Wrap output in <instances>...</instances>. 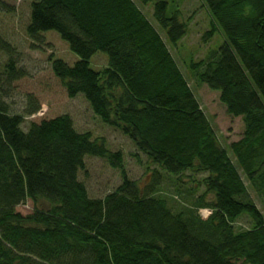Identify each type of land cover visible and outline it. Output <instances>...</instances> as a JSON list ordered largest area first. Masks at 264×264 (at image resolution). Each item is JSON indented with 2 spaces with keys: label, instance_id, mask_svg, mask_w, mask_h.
Instances as JSON below:
<instances>
[{
  "label": "trees",
  "instance_id": "16d2710c",
  "mask_svg": "<svg viewBox=\"0 0 264 264\" xmlns=\"http://www.w3.org/2000/svg\"><path fill=\"white\" fill-rule=\"evenodd\" d=\"M203 1L224 41L190 69L219 92L229 115L241 117L243 131L228 149L168 48L187 23L179 11L168 13L165 0H138L153 2L156 26L135 0L31 1L26 35L40 43L54 30L78 56L72 65L49 58L67 95L82 93L148 165L145 181L129 178L122 152L77 131L68 114L24 130L37 100L29 95L21 113L10 112L0 86V264H264V216L240 174L264 195V0ZM0 45L10 53L8 84L24 72L10 46ZM97 51L107 55L100 70L89 66ZM86 155L120 171L121 182L101 198L78 178ZM187 171L204 175L191 179V198L178 201ZM197 185L202 192L194 195ZM27 200L34 209L16 211ZM40 200L45 207L36 206ZM200 208L210 213L202 217ZM242 215L247 227L237 226Z\"/></svg>",
  "mask_w": 264,
  "mask_h": 264
},
{
  "label": "rangeland",
  "instance_id": "374dc122",
  "mask_svg": "<svg viewBox=\"0 0 264 264\" xmlns=\"http://www.w3.org/2000/svg\"><path fill=\"white\" fill-rule=\"evenodd\" d=\"M32 0H0V42H6L11 48L15 66L24 72V75L6 83L3 73L4 64L10 55L6 48L0 45V86L6 90L4 100L10 112L21 113L27 105V96H33L40 108L30 116L25 117L22 128L25 130L30 121L38 122L60 114H68L77 131H88L92 138H103L105 147L111 151L120 150L123 155L124 167L131 179L145 181L147 158L143 153H137L132 141L119 129L104 123L90 108L82 93L70 97L59 79L50 68L49 58H60L68 65H72L78 56L70 50L66 41L62 40L57 32L48 30L42 32L43 41H32L26 35V25L29 20L30 3ZM145 16L156 26L152 17L153 2L142 5L135 0ZM168 13L179 11V19L187 23L186 34L172 46L167 43L180 71L189 82L203 112L209 119L220 143L228 149V143L239 139L243 131L241 117H233L226 112L225 106L219 100V92L212 90L205 84L197 83L192 77L191 62L206 59L224 41L218 27L210 18L203 0H165ZM213 29L212 36L207 31ZM164 38V32L160 30ZM107 65V55L102 51L95 52L89 59V66L100 70ZM138 155H135V154ZM228 154L233 159L231 152ZM249 194L259 211L264 216V195H258L248 185L244 175L240 173ZM184 184L180 186L178 201L190 199L187 188L195 181L200 180L203 173L186 172ZM79 180L83 181L88 195L92 198H101L108 191L114 189L121 182L119 169L111 167L105 158L86 155L84 169L78 172ZM173 187L169 186V191ZM202 192V186H196L194 195ZM211 195H208L210 198ZM178 206L176 201L172 202ZM36 206L45 207L46 203L39 201ZM32 201L27 200L19 204L16 211L27 214L34 209ZM199 214L205 217L210 213L208 208H200ZM250 220L242 215L237 220V226L247 227Z\"/></svg>",
  "mask_w": 264,
  "mask_h": 264
},
{
  "label": "crops",
  "instance_id": "0c3cea01",
  "mask_svg": "<svg viewBox=\"0 0 264 264\" xmlns=\"http://www.w3.org/2000/svg\"><path fill=\"white\" fill-rule=\"evenodd\" d=\"M138 6H139V4H138ZM141 8V7H140ZM142 10V9H141ZM145 14V13H144ZM147 19H148V17H147ZM150 21V20H149ZM151 22V21H150Z\"/></svg>",
  "mask_w": 264,
  "mask_h": 264
}]
</instances>
